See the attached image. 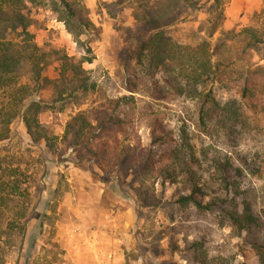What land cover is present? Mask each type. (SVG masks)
Wrapping results in <instances>:
<instances>
[{"label":"trees","instance_id":"16d2710c","mask_svg":"<svg viewBox=\"0 0 264 264\" xmlns=\"http://www.w3.org/2000/svg\"><path fill=\"white\" fill-rule=\"evenodd\" d=\"M127 1L119 0L116 4ZM183 2L193 4V10L199 4V0L135 4L137 28L130 39L134 49L128 53L129 60L135 63L130 72L127 70L124 85L129 94L109 98L90 111L72 116L66 123L62 141L69 145L78 167L95 164L101 173H93L103 182L111 179L125 183L139 213L161 204L160 195L166 183H186L188 192L173 202L171 210H192L205 218L212 216L217 225L229 226L235 236L244 237L258 264H264V241L256 237L264 228V206H260L264 203V190L262 195L251 198L242 183L249 175L264 174V158L259 154L252 158L234 157L231 151L220 152L217 148L211 151L209 146L199 151L187 126L171 127L165 114L156 107L176 100L194 102L193 125L212 140L232 141L247 126L240 103L234 99L222 104L210 88L219 79L221 66H234L236 62L214 59L222 44L218 39L212 45L210 39L224 19L222 0H212L207 35L195 43H180L167 33L170 26L185 18L180 9ZM44 7L50 9L55 19L65 22L77 42L90 29V23L78 16L68 0H0V264H7L10 248L16 245L13 240H23L25 226L32 219L22 196L25 189L20 167L11 165L7 155L2 156L12 141L21 142L12 124L21 118L33 144L43 142L51 151L57 148L53 128L40 121L46 107L31 98L43 88L42 74L51 52L37 44L30 30L31 10ZM244 32L249 36L250 46L262 44V38L253 29ZM226 34L227 39L232 38L229 32ZM246 51L243 49L238 58L243 59ZM61 59L60 84L55 85L60 100L65 93L73 97L89 90L90 78L83 62L67 56ZM248 70L254 73L244 78L239 93L264 115V66ZM141 123L150 130L147 146L138 135ZM156 184L161 186V192ZM162 206L165 208L166 202ZM169 218L174 220L173 212ZM170 250L180 252L175 245ZM184 252H188L186 260L194 264H246L237 262L235 254L211 255L202 239L188 243ZM161 253L158 246L144 247L142 256L147 260Z\"/></svg>","mask_w":264,"mask_h":264},{"label":"rangeland","instance_id":"374dc122","mask_svg":"<svg viewBox=\"0 0 264 264\" xmlns=\"http://www.w3.org/2000/svg\"><path fill=\"white\" fill-rule=\"evenodd\" d=\"M68 1L79 17L90 23L81 42L76 41L65 22L54 18L49 8L32 9L30 13L33 19L30 30L37 44L44 51H51L42 74L43 88L31 98L46 107L40 121L53 128L57 148L51 151L43 142L33 144L21 118L12 124L21 142L12 141V146L2 156L7 155L6 160L11 165L20 167V180L25 189L22 196L32 212V219L25 226L23 240H13L16 245L10 248L7 264H194L186 260L188 252L186 254L184 249L195 239L204 240L211 255L235 254L239 263L258 264L257 256L244 237L235 236L229 226H219L212 216L205 218L192 210H171L173 202L188 192L186 183L168 182L163 191L156 184L162 191L161 204L139 213L135 199L127 194L125 183L111 179L103 182L93 173H101L95 164L84 163L80 167L75 164L72 150L62 141L66 123L75 114L90 111L109 98L129 94L124 85L126 72H130L135 63L129 60L128 54L134 49L130 39L137 28L133 14L135 4L149 6L158 0H129L121 5L116 4L119 0ZM210 4L212 0H199L193 10V4L181 3L185 18L170 26L167 33L180 43H195L206 37ZM221 7L222 25L210 39L212 45L218 39L222 44L214 59L236 62L234 66H221L219 79L210 88L220 103L234 99L240 103L247 126L232 141L212 140L193 125L194 102L176 100L159 103L156 107L165 114L171 127L187 126L199 151L209 146L211 151L215 148L220 152L231 151L234 157L252 158L259 154L264 158V115L239 93L244 78L254 73L248 67L264 66V0H222ZM247 28L257 32L262 44L249 45V36L244 32ZM227 32L232 38H226ZM243 49H247V55L238 58ZM64 56L83 62L90 88L73 97L65 93L60 100L55 85L60 84ZM138 135L143 145L150 143L146 124H139ZM242 181L249 197L262 195L264 174L249 175ZM171 212L174 220L169 218ZM256 237L264 241V228ZM173 245L179 247L180 252L173 253L170 250ZM153 246H158L163 253L144 260L143 248Z\"/></svg>","mask_w":264,"mask_h":264},{"label":"crops","instance_id":"0c3cea01","mask_svg":"<svg viewBox=\"0 0 264 264\" xmlns=\"http://www.w3.org/2000/svg\"><path fill=\"white\" fill-rule=\"evenodd\" d=\"M81 249H82V248H81ZM81 249H80V250H81Z\"/></svg>","mask_w":264,"mask_h":264}]
</instances>
